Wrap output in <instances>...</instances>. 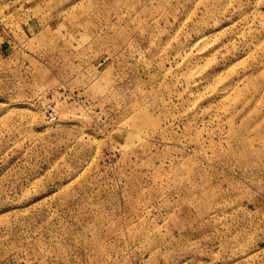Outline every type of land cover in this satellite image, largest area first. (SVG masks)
Listing matches in <instances>:
<instances>
[{
  "label": "rangeland",
  "instance_id": "rangeland-1",
  "mask_svg": "<svg viewBox=\"0 0 264 264\" xmlns=\"http://www.w3.org/2000/svg\"><path fill=\"white\" fill-rule=\"evenodd\" d=\"M0 264H264V0H0Z\"/></svg>",
  "mask_w": 264,
  "mask_h": 264
}]
</instances>
